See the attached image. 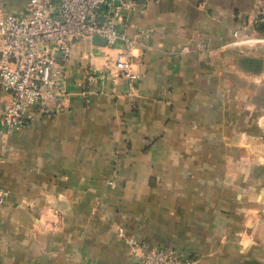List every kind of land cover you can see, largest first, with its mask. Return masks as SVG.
Listing matches in <instances>:
<instances>
[{
	"label": "crops",
	"instance_id": "0c3cea01",
	"mask_svg": "<svg viewBox=\"0 0 264 264\" xmlns=\"http://www.w3.org/2000/svg\"><path fill=\"white\" fill-rule=\"evenodd\" d=\"M116 27L135 80L101 71L117 48L75 39L66 110L0 126V264H138L119 228L197 264H264V0H163Z\"/></svg>",
	"mask_w": 264,
	"mask_h": 264
},
{
	"label": "built area",
	"instance_id": "2783aa9c",
	"mask_svg": "<svg viewBox=\"0 0 264 264\" xmlns=\"http://www.w3.org/2000/svg\"><path fill=\"white\" fill-rule=\"evenodd\" d=\"M160 1L28 0L21 14L0 12V89L8 96L0 126L6 134L23 131L38 116L66 110L69 92L65 68L75 39H104L106 47L117 48L104 60V75L135 80L132 51L137 40L120 33L116 22L123 12L143 14L148 5ZM258 41L264 42V37ZM187 51L183 48L181 53ZM6 197L7 191L0 187V204ZM117 235L138 264L198 263L196 256L148 246L123 228Z\"/></svg>",
	"mask_w": 264,
	"mask_h": 264
},
{
	"label": "water",
	"instance_id": "95a60500",
	"mask_svg": "<svg viewBox=\"0 0 264 264\" xmlns=\"http://www.w3.org/2000/svg\"><path fill=\"white\" fill-rule=\"evenodd\" d=\"M93 43L100 46H105V40L100 37H94L92 38Z\"/></svg>",
	"mask_w": 264,
	"mask_h": 264
}]
</instances>
